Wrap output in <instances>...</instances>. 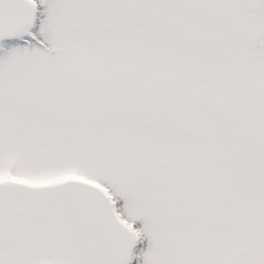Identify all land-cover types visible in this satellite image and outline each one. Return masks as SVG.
Returning <instances> with one entry per match:
<instances>
[{"label":"snow or ice","instance_id":"snow-or-ice-1","mask_svg":"<svg viewBox=\"0 0 264 264\" xmlns=\"http://www.w3.org/2000/svg\"><path fill=\"white\" fill-rule=\"evenodd\" d=\"M0 264H264V0H0Z\"/></svg>","mask_w":264,"mask_h":264}]
</instances>
